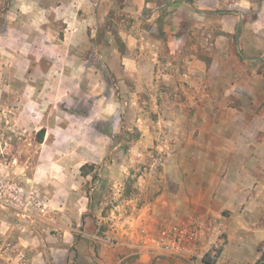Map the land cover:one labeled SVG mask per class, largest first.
<instances>
[{"label":"crops","instance_id":"crops-1","mask_svg":"<svg viewBox=\"0 0 264 264\" xmlns=\"http://www.w3.org/2000/svg\"><path fill=\"white\" fill-rule=\"evenodd\" d=\"M161 1L131 0L133 13L143 18L129 30L119 28L124 48L119 47L114 32L107 35L108 41L101 38L96 50L97 60H106L111 70H125L131 76L137 88L134 102L143 100L138 92L143 90L150 101V115H137L132 121L141 131L131 152L132 162L115 167L117 177L123 179L119 200L102 217L108 220L105 234L113 242L90 244L97 222L86 215L88 202L82 196L84 205L76 208L77 219L85 221L77 260L68 248L74 243L75 219L70 225L57 222L62 241L69 242V246L58 243V249L67 251L64 264H206L201 254L168 252L145 241L165 224L211 217L224 231L207 250L215 253L212 264H264V70H247L242 61L245 54L235 52L233 13L225 12L216 20L226 34L210 33L211 39L192 40L190 31L181 32L175 23L158 26L153 21L156 13L171 7V0L146 15L154 2ZM29 6L20 2L8 11L0 42L11 44L0 46L8 55L2 70H21L16 64L27 60L30 29H38L29 34L31 39L36 36L44 47H50L38 57L49 56L54 62L65 57L72 60L73 69L90 70L84 57L82 63L74 64L78 59L74 52L75 48L90 51L91 39L103 24L101 14L109 11L106 0H62L52 20L43 9L36 23L25 14ZM96 10L98 18L91 14ZM149 22L158 34L148 33L144 24ZM58 25L64 26L63 38L58 36ZM145 74L150 77L144 89ZM147 154L150 163L140 165ZM20 164L16 161L17 167L8 172L11 180L18 175L22 181ZM129 175L136 178L128 194ZM11 180L8 184H13ZM71 197L66 200L74 201ZM0 232L8 235L7 244L18 251V259L28 257L33 264L40 259L42 244L36 228L29 227L18 213L4 214ZM205 243L206 239L196 245L203 248Z\"/></svg>","mask_w":264,"mask_h":264},{"label":"rangeland","instance_id":"rangeland-1","mask_svg":"<svg viewBox=\"0 0 264 264\" xmlns=\"http://www.w3.org/2000/svg\"><path fill=\"white\" fill-rule=\"evenodd\" d=\"M168 1L154 2L146 15L153 14L152 10L158 4ZM20 2L29 3L25 12L29 16L26 17L36 23L35 19L41 16L43 9H47V18L52 20L56 14L54 9L62 0H0V35L8 11ZM171 2V7L156 13L153 21L158 22V26L175 23L181 32L190 31L192 40L208 37L210 33L211 36L226 34L220 21L216 20H220L225 12L233 13V22L237 21L233 34L235 52L245 54L242 61L247 70H264V56L258 58L264 54V0ZM106 5L109 11L105 16L101 14L103 24L91 39L90 51L75 48L74 52L78 56L74 64L82 63L84 57L90 70H81V66L73 69L72 60L65 57L58 62L49 56L38 57L42 50H50L36 36L29 37L38 29L28 31L27 60L21 59L20 64H16L21 70H2L4 56L8 55L0 51V224L4 214L9 217L16 212L29 227L36 228L42 244V254L36 264H64L67 251L59 250L58 243L68 245L69 242L62 241L57 222L70 225L74 219V243L68 248L70 254H76L74 261L77 260L85 221L84 217L81 218L83 221L77 219L76 208L81 210L84 205L82 196L88 202L86 215L90 214L97 222V230L89 237L90 244L97 246L102 241L113 242L105 234L108 220L102 217L119 200V184L123 179L117 177L115 167L132 162L131 152L141 135L132 122L134 118L150 115V101L146 100L145 90L138 91L144 101L134 102L132 99L137 88L131 76L125 70H111L106 60H97L96 57L99 40H107V35L114 32L120 41L119 47L123 49L119 28L129 30L143 17L138 12L133 13L131 0H115L113 5L112 0H106ZM60 8L69 9L66 6ZM79 14L82 16V8ZM91 14L100 17L97 10ZM201 21L210 24L196 25ZM144 25L149 34L150 31L158 34L157 27L152 28L154 23ZM63 28L58 25L61 38L65 37ZM9 42L6 41L10 46ZM7 44L0 42V46ZM148 77L150 75L146 74L143 77L144 89ZM42 128L46 132L41 141L38 133ZM145 157L144 161H139L140 165L150 163V155ZM18 160L22 181L17 179L18 175L13 180L7 175L17 167ZM85 164H88L86 173L82 172ZM134 170V173L138 172ZM135 178L127 177L125 193L132 191ZM10 180L13 184H8ZM71 196L74 201H67ZM7 236L0 232V264H33L28 257L18 259V251L7 244ZM23 255L27 256L24 252ZM214 258L215 253L206 252L201 256L206 264H212L206 260L213 262Z\"/></svg>","mask_w":264,"mask_h":264},{"label":"built area","instance_id":"built-area-1","mask_svg":"<svg viewBox=\"0 0 264 264\" xmlns=\"http://www.w3.org/2000/svg\"><path fill=\"white\" fill-rule=\"evenodd\" d=\"M223 232L221 224L211 217L193 218L188 222L165 224L145 242L150 241L168 252L203 255L218 243ZM204 239L205 246L198 248L196 244Z\"/></svg>","mask_w":264,"mask_h":264},{"label":"trees","instance_id":"trees-1","mask_svg":"<svg viewBox=\"0 0 264 264\" xmlns=\"http://www.w3.org/2000/svg\"><path fill=\"white\" fill-rule=\"evenodd\" d=\"M45 132H46V129L45 128H42L40 131H39V135H40V140L42 141L43 140V137H44V135H45ZM89 166H91V165H89ZM88 167V164H85V165H83L82 166V172L84 171V173H86V168ZM206 262H208V263H212L211 261H207L206 260Z\"/></svg>","mask_w":264,"mask_h":264}]
</instances>
